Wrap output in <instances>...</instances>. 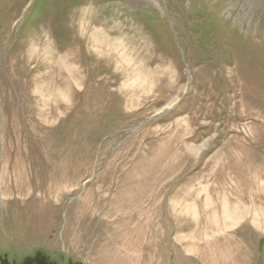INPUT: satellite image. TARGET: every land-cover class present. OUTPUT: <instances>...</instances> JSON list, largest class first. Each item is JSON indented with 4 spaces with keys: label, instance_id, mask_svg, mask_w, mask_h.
I'll return each instance as SVG.
<instances>
[{
    "label": "rangeland",
    "instance_id": "1",
    "mask_svg": "<svg viewBox=\"0 0 264 264\" xmlns=\"http://www.w3.org/2000/svg\"><path fill=\"white\" fill-rule=\"evenodd\" d=\"M29 259L264 264V0H0V264Z\"/></svg>",
    "mask_w": 264,
    "mask_h": 264
},
{
    "label": "bare ground",
    "instance_id": "2",
    "mask_svg": "<svg viewBox=\"0 0 264 264\" xmlns=\"http://www.w3.org/2000/svg\"><path fill=\"white\" fill-rule=\"evenodd\" d=\"M141 1H147V0H141ZM90 9V8H89ZM81 12V11H80ZM83 13H85V12H83ZM83 16V15H82ZM83 18H85V17H83ZM94 19V18H93ZM89 20V19H88ZM85 21H86V19H85ZM96 21V20H95ZM82 22V21H81ZM84 22V21H83ZM79 24V23H78ZM86 24V23H85ZM100 26V25H99ZM80 27H82V23H81V26ZM96 28V27H95ZM101 28V27H100ZM84 29V28H83ZM103 30H104V28H102V29H96V30H93V31H95V33H91V34H89V36L87 35L86 36V34H85V36H86V38H87V40H89L91 43H92V45H93V47L98 51V52H100V53H102L103 51H105V50H108V51H114V50H116V48H117V45H116V43H111L109 40H107L102 34V32H103ZM80 32L82 33L83 32V30H81L80 29ZM97 33V34H96ZM99 34V35H98ZM100 35H101V37H100ZM112 38V37H111ZM42 41V43L44 44L43 45V50H45L46 51V54H52V52H53V50H52V46H51V44L49 43V40L48 39H46V40H41ZM118 41V40H117ZM113 42V41H112ZM34 45L35 46H33L32 48H33V50L34 49H36V47H37V49L38 50H34V52H39L40 50H39V48H40V46L38 45L37 46V43H36V41H34ZM90 45V44H89ZM119 47V46H118ZM53 55V54H52ZM51 56V55H50ZM67 66V65H66ZM66 66H64L65 68H66ZM69 74V73H68ZM58 94V93H57ZM65 105V104H64Z\"/></svg>",
    "mask_w": 264,
    "mask_h": 264
},
{
    "label": "flooded vegetation",
    "instance_id": "3",
    "mask_svg": "<svg viewBox=\"0 0 264 264\" xmlns=\"http://www.w3.org/2000/svg\"><path fill=\"white\" fill-rule=\"evenodd\" d=\"M37 262H38L37 264H47L46 262H45V263L40 262V261H37ZM23 264H34V263H32V262L30 261V259H29V260H25V262H24Z\"/></svg>",
    "mask_w": 264,
    "mask_h": 264
}]
</instances>
